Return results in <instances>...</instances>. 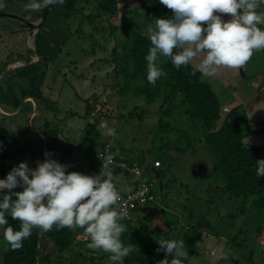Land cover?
Masks as SVG:
<instances>
[{"label": "rangeland", "instance_id": "rangeland-1", "mask_svg": "<svg viewBox=\"0 0 264 264\" xmlns=\"http://www.w3.org/2000/svg\"><path fill=\"white\" fill-rule=\"evenodd\" d=\"M13 1V7L2 12L22 17L27 3ZM77 4L79 10L69 19H65L59 5L55 6L41 27L42 33L52 39V43L47 40L52 59L47 66L37 64L35 72L45 74L37 78L36 84L49 102L29 98L31 106L24 98L15 108L11 90L20 100V91L30 89V81L17 77L8 80L7 70L0 75V80H4L0 84V147L9 156L7 174L21 161L35 168L37 160L45 159L46 151L53 152L52 158L58 162L70 165V172L96 174L102 162L93 151L90 157L86 155L84 145L88 139L94 141L95 150L97 145L108 144L120 155L139 158L145 165L161 159L163 179L154 185L156 199L150 206L154 212L145 221L152 235L157 240L163 237L184 241L185 235L193 239L198 232L200 237L194 251L185 244L187 255L182 264H264V230H257L258 214L248 208L241 213V201L231 202L227 195L215 190L219 183L214 176L203 177L211 171L212 157L205 142L199 140L201 130L192 127L182 113L180 99L175 100L172 115L162 114L168 105L161 106L162 99H151L135 91L133 82L124 81L118 72L119 65L113 61V57L120 56L127 27L144 33L153 18L139 8V0L121 2L120 18L97 16L98 0H77ZM5 9L6 4L0 7V11ZM88 15L94 18L89 19ZM29 17L33 22L39 20H31L32 14ZM18 27L14 20L0 19V66L6 63L8 70L21 67L27 58L28 64L38 60L28 51L34 49L35 32ZM10 29L18 31L11 33ZM56 44L59 53L54 49ZM248 70L263 73L264 49L253 53ZM204 80L218 93L215 86L218 81L210 76ZM218 100L223 117L227 111L223 107L228 102L220 95ZM44 120L60 127L55 145L45 144L41 132ZM244 132L250 133L243 139L245 146L264 147V120L256 124L248 120ZM186 141L192 142V146ZM132 179L133 176L124 180L112 176L117 190L129 189ZM209 199L211 203L207 202ZM2 231L0 228V264L7 249ZM238 232L241 233L237 241L242 242L235 247L231 240ZM85 237L78 234L77 238ZM221 250L229 253L228 260H217Z\"/></svg>", "mask_w": 264, "mask_h": 264}, {"label": "trees", "instance_id": "trees-1", "mask_svg": "<svg viewBox=\"0 0 264 264\" xmlns=\"http://www.w3.org/2000/svg\"><path fill=\"white\" fill-rule=\"evenodd\" d=\"M16 1L30 3L28 0ZM124 1L126 0H98L97 16L104 14L110 16V18L117 16L120 18L118 5ZM37 2H40V0H37ZM0 4H6V9L0 12L9 11L8 8L13 7L14 1L0 0ZM58 5L63 10L65 19L71 18L79 10L77 0H64L63 4L57 3L55 6ZM45 8L39 11H24L21 16L23 19L30 21L29 15L32 14L34 18L31 20H34L40 18ZM139 8L152 18L171 16V10L161 5L159 0H139ZM87 18L93 19L94 16L88 15ZM41 27L34 36V49L28 50L30 54L38 57L37 61L28 64L30 60L27 58L24 65L12 70L7 69L6 63H3L0 67V75L7 70L6 79L8 80L17 77V79L27 78L30 81L31 88L20 91V100L11 90L12 104L15 108L19 107L21 99L24 98L41 100L45 104L49 102L36 84L37 78L45 74V71L35 72L37 64L44 63L47 66L52 59L50 57L52 48L48 43H52V39L49 35L42 33ZM114 27V29L118 28L117 26ZM259 27L264 30V25H259ZM19 29L25 28L19 25ZM18 30L10 29V32L16 33ZM150 47V41L143 33L128 26L120 56L113 57V61L119 65V74L123 76L125 82H133L135 91L148 96V98L151 97V99H162L161 106L168 105L167 109L162 111V114L172 115V107L175 108L177 105L174 104L175 100L180 99V106L184 107L182 113L187 115L192 127L201 130L202 135L199 140L205 142L212 157L211 171L203 177L208 179L214 176L219 183L215 190L227 195L228 200L231 202L241 201V213H245L246 208H248L258 214L259 224L257 230L261 232L264 230V178L258 179L256 176V160L264 159V147H247L244 145V137L250 134L244 132V128L248 125L246 112L242 106L237 105L227 110L222 117V108L215 91L208 82L202 80L201 72L192 64L182 66L177 70L172 65L170 58L163 57L160 66L167 75L158 79L155 86L150 84L147 80V62L145 60ZM56 48L59 53L58 44L55 45L54 49ZM113 53L116 54L115 50H113ZM2 81L4 80H0V84ZM10 84L7 87H10ZM263 86L264 84L258 87L261 95H264V92L261 91ZM88 112L89 110L86 113L88 114ZM41 127L46 146L51 145V143L55 145L60 134V127L57 125L51 126V122L48 120H44ZM90 140L91 144L88 142ZM90 140L88 139L84 145L88 157H90L92 151L96 155L99 154L105 146L96 144L98 148L95 150L94 141ZM186 142L189 146H192V142ZM112 153L116 161H123L130 166L141 168L144 182L148 183L153 180L155 183L156 181L162 182L164 175L163 160L158 159L161 165L153 167L152 164L145 165L139 158L124 157L113 148ZM8 157L7 150L0 147V177L3 178L7 175ZM111 170L113 177L120 180L132 176L128 173H122L117 166H111ZM154 185L151 191L153 201L143 207H136L133 210L132 218L122 221L127 226V231L122 233L121 241L125 245H133L132 254L125 259L124 264H159V261L164 259V252L156 251L159 247L158 240L152 235L153 231L149 229L147 222H145L154 212L150 207L156 199ZM21 190V188L16 189V191ZM118 192L121 193L123 190L120 189ZM207 202L211 203L212 200L209 199ZM6 218L8 219V225L12 226L14 230L20 229V221H14L10 216ZM240 233L238 232L237 236L231 240L235 247H238L242 242V239L237 241ZM78 234H81V236L86 235L83 229L71 230L64 228L57 231L55 225L48 232L33 229L31 236L23 241V247L19 250L13 251L7 245V249L3 254V264H110L108 260L110 254L104 253L102 250L93 253L92 250L86 247L87 243L90 242L89 237L86 235L83 240H78ZM199 237L198 232L193 239L187 235L183 237L185 244L190 247L191 251L195 250ZM252 255L253 251L249 253V257ZM155 256L157 258H154ZM171 258V256L168 257L169 260Z\"/></svg>", "mask_w": 264, "mask_h": 264}, {"label": "clouds", "instance_id": "clouds-1", "mask_svg": "<svg viewBox=\"0 0 264 264\" xmlns=\"http://www.w3.org/2000/svg\"><path fill=\"white\" fill-rule=\"evenodd\" d=\"M64 0H31L25 11H39ZM171 10L170 17L153 18L143 33L151 47L145 56L147 80L155 86L167 73L160 66L163 57L170 58L179 70L200 57L196 65L202 75L212 76L220 67L242 68L255 51L264 49V0H159ZM4 5L0 4V7ZM227 16L225 20L223 17ZM175 50V51H174ZM46 151L43 161L30 168L26 161L13 166L0 179V228L11 250L23 247V241L33 229L59 231L83 229L89 237L86 247L96 253L110 254V264H124L133 245L121 241L127 226V208L118 204L121 195L112 182L114 157H99L102 164L96 174L68 171L70 165L53 159ZM256 176L264 178V159L256 160ZM21 188V191H13ZM21 222L19 230L8 225ZM157 252H164L159 264H182L187 255L185 242L164 239L157 241ZM172 259L169 262L168 257ZM217 260H228L229 253L221 250Z\"/></svg>", "mask_w": 264, "mask_h": 264}, {"label": "crops", "instance_id": "crops-1", "mask_svg": "<svg viewBox=\"0 0 264 264\" xmlns=\"http://www.w3.org/2000/svg\"><path fill=\"white\" fill-rule=\"evenodd\" d=\"M223 18L225 20L228 19L227 16ZM199 61L200 57H197L191 64L196 67ZM248 69L249 61L239 69L220 67L210 77L219 82L215 85L218 88V93L215 91L216 95L219 94L221 99L228 102L223 109L229 110L234 106L240 105L246 112L250 123L256 124L264 120V99L258 90V87L264 84V71L263 73L254 74ZM247 72L249 73L248 75ZM206 77L208 76H201L202 80ZM26 102L30 103V105L32 104L29 98H27Z\"/></svg>", "mask_w": 264, "mask_h": 264}, {"label": "built area", "instance_id": "built-area-1", "mask_svg": "<svg viewBox=\"0 0 264 264\" xmlns=\"http://www.w3.org/2000/svg\"><path fill=\"white\" fill-rule=\"evenodd\" d=\"M262 29V28H261ZM261 91L264 92V86L261 87ZM109 154H112V147L110 145H105L103 151L96 155V158L101 162L99 157H104ZM99 156V157H98ZM114 157V156H113ZM161 162L156 160L153 162V167H159ZM112 166H117L122 173H128L134 177L130 182L129 189H121L123 192L120 193L121 200L118 202L121 206L127 208L128 217L126 219L132 218L133 210L136 207H143L147 203L153 201V196L151 191L153 189V185L155 184L154 180L152 182H144L142 180V169L137 166H130L123 161H116L114 159V163ZM137 182L135 183V181Z\"/></svg>", "mask_w": 264, "mask_h": 264}, {"label": "water", "instance_id": "water-1", "mask_svg": "<svg viewBox=\"0 0 264 264\" xmlns=\"http://www.w3.org/2000/svg\"><path fill=\"white\" fill-rule=\"evenodd\" d=\"M57 4V3H56ZM56 4H51L48 5L44 11L41 13L40 18L37 22H33V21H27L25 19H23L22 17L13 14V13H5V12H1L0 13V19L2 18H6L9 20H14L16 22H18V24L20 26H23L26 30L29 31H34L35 33L33 34V37L35 36V34L39 31L40 27L44 24V22L46 21V17L48 15V13L50 12V10L56 5Z\"/></svg>", "mask_w": 264, "mask_h": 264}, {"label": "flooded vegetation", "instance_id": "flooded-vegetation-1", "mask_svg": "<svg viewBox=\"0 0 264 264\" xmlns=\"http://www.w3.org/2000/svg\"><path fill=\"white\" fill-rule=\"evenodd\" d=\"M18 23V22H17Z\"/></svg>", "mask_w": 264, "mask_h": 264}]
</instances>
